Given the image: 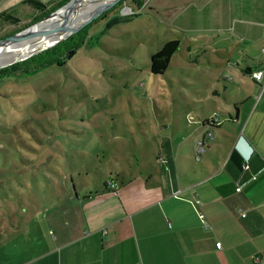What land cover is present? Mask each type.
Instances as JSON below:
<instances>
[{"label":"crops","instance_id":"1","mask_svg":"<svg viewBox=\"0 0 264 264\" xmlns=\"http://www.w3.org/2000/svg\"><path fill=\"white\" fill-rule=\"evenodd\" d=\"M28 1L63 0H0V15ZM171 7L183 14L172 27L211 33L206 42L192 39L191 55L209 46L229 58L222 78L238 94L225 98L219 123L206 124L212 113L205 107L195 119L168 123L157 162L141 165L136 155L140 170L121 173L113 189L104 181L97 191L55 199L45 231L21 236L0 264H264V86L251 77L264 70V0Z\"/></svg>","mask_w":264,"mask_h":264},{"label":"rangeland","instance_id":"2","mask_svg":"<svg viewBox=\"0 0 264 264\" xmlns=\"http://www.w3.org/2000/svg\"><path fill=\"white\" fill-rule=\"evenodd\" d=\"M178 1L185 2L120 0L83 27L91 24L95 45L63 66L0 83V212L7 225L0 229V261L21 236L45 231L55 199L70 197L74 187L97 191L104 181L139 171L138 163L157 162L165 125L195 119L202 107L212 113L208 118L216 116L230 104L225 98L238 94L222 78L229 58L209 46L199 57L190 54L192 39L208 41L209 30L172 27L183 21L171 7ZM39 8L45 6L27 4L0 18V39L37 22ZM172 39L180 40V50L165 74H153L152 54ZM11 222L26 227L18 231Z\"/></svg>","mask_w":264,"mask_h":264},{"label":"trees","instance_id":"3","mask_svg":"<svg viewBox=\"0 0 264 264\" xmlns=\"http://www.w3.org/2000/svg\"><path fill=\"white\" fill-rule=\"evenodd\" d=\"M69 0H63L55 5L52 3L43 4L45 8L37 9L39 10V19L41 20L43 17L47 16L51 12L55 11L57 8L63 6L65 3H67ZM37 1H28L26 4H34ZM39 3V2H38ZM42 4V3H41ZM15 12L16 10H12V12ZM113 10L107 11L105 14L111 13ZM11 12H5L0 15V18H5L6 16H10ZM104 14V15H105ZM102 15L101 17H103ZM35 23V22H34ZM90 29L91 24L86 26L85 28L81 29L76 34L72 35L70 38L64 40L63 42L57 44L56 46L49 48L45 51H43L40 54L34 55L31 58L21 61L15 64H12L8 67L0 69V83L10 77L15 78H23L28 77L32 75H36L40 73L43 70L49 69L55 65L63 66L66 64V62L70 61L76 54L77 51H79L81 48L85 46H93L95 45L93 40L99 39L96 35H90ZM181 43L180 40L173 39L167 41L163 48H161L156 53L152 54L151 57V72L155 75H163L165 72L170 68L172 57L180 50ZM258 70V69H257ZM221 118V114H220ZM230 120V118H227ZM214 123H219L214 121L213 119H208L206 121L207 125H212ZM223 123V122H222ZM198 154V152H197ZM73 178H71L72 180ZM72 182V181H71ZM73 184V183H72ZM116 186V182L109 181L105 184V189H113ZM79 192L75 189L72 190V196H78ZM22 209L25 208L23 204L20 205ZM1 207V206H0ZM4 215H6L4 212H0V229L2 227L6 228V222L4 219ZM12 216H10V221ZM12 223V222H11ZM26 223H19V225H14L12 223L13 227L20 228Z\"/></svg>","mask_w":264,"mask_h":264},{"label":"bare ground","instance_id":"4","mask_svg":"<svg viewBox=\"0 0 264 264\" xmlns=\"http://www.w3.org/2000/svg\"><path fill=\"white\" fill-rule=\"evenodd\" d=\"M120 0H82L77 11L69 15L66 20H53L51 23L40 24L34 28V34H37L43 28L48 30L44 37L28 40V43H19L11 49L0 48V66L11 63L20 58L32 55L33 53L44 49L55 41L65 37L73 30L82 26L85 21L96 15L105 5L110 6Z\"/></svg>","mask_w":264,"mask_h":264},{"label":"water","instance_id":"5","mask_svg":"<svg viewBox=\"0 0 264 264\" xmlns=\"http://www.w3.org/2000/svg\"><path fill=\"white\" fill-rule=\"evenodd\" d=\"M82 0H69L67 3H65L63 6L57 8L55 11L51 12L50 14H48L47 16H45L44 18H42L41 20L35 22L34 24H32L31 26L27 27L25 30L20 31L18 33L12 34L4 39H0V48L2 49H11L12 47H15L16 45H18L19 43H28V40L31 39H35V38H40V37H44L47 33L48 30L43 28L42 30H40L37 34H34L35 31L34 28L40 24H47V23H51L53 20H66L69 18V15H71L72 13L76 12L79 3ZM117 2L112 3L110 6H104L101 8V10L94 15L93 17L89 18L87 21H85L83 23L82 26L78 27L77 29L73 30L71 33H69L68 35H66L65 37L55 41L53 44L45 47L44 49H41L35 53H33L30 56L24 57V58H20L18 60H15L11 63L8 64H4L0 66V69L8 67L12 64L21 62V61H25L29 58H31L34 55L40 54L43 51L52 48L54 46H56L57 44L63 42L64 40L70 38L72 35L76 34L77 32H79L85 25H87L88 23H90L93 19H95L96 17H98L100 14H102L103 12L107 11L108 9H110L111 7H113Z\"/></svg>","mask_w":264,"mask_h":264},{"label":"built area","instance_id":"6","mask_svg":"<svg viewBox=\"0 0 264 264\" xmlns=\"http://www.w3.org/2000/svg\"><path fill=\"white\" fill-rule=\"evenodd\" d=\"M251 77L253 78L254 81H256L258 84H260L261 86H264V70H261V69H258V70H255L251 73ZM211 119H213L214 121L216 122H219L220 121V114L217 113L216 116H213L211 117ZM211 137V136H210ZM203 144V142L201 143ZM204 148L202 146V149L198 152V153H202L204 152ZM241 189H238V191H240ZM194 202L196 204V206L199 208V207H202L203 206V201L198 197V195L196 194L195 197H194ZM200 217L202 218V220L205 221V227L209 228V224L206 222L205 220V215L200 212ZM217 247L218 248H221L222 247V243L221 242H218L217 243Z\"/></svg>","mask_w":264,"mask_h":264}]
</instances>
